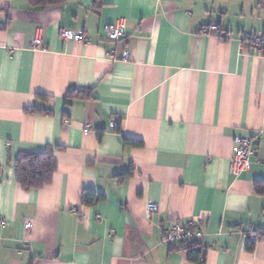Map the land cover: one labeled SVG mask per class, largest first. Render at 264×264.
Segmentation results:
<instances>
[{
  "label": "crops",
  "instance_id": "1",
  "mask_svg": "<svg viewBox=\"0 0 264 264\" xmlns=\"http://www.w3.org/2000/svg\"><path fill=\"white\" fill-rule=\"evenodd\" d=\"M117 19L124 36L107 41ZM212 25L224 41L202 34ZM61 29L88 42H63ZM259 33L264 0H0V264H195L162 240L196 219L198 264H264V57L238 41ZM75 89L92 98L66 105ZM235 137L254 143L237 177ZM57 147L51 183L22 191L16 156ZM82 191L102 201L82 206Z\"/></svg>",
  "mask_w": 264,
  "mask_h": 264
},
{
  "label": "built area",
  "instance_id": "2",
  "mask_svg": "<svg viewBox=\"0 0 264 264\" xmlns=\"http://www.w3.org/2000/svg\"><path fill=\"white\" fill-rule=\"evenodd\" d=\"M124 22L122 19L106 24L103 27V33L107 41L115 42L124 36ZM218 27L212 25L205 28L202 31L203 35H217ZM59 38L63 42H74V43H87L88 40L80 33H75L69 29H61L59 31ZM242 49L252 52L255 55L264 57V33L259 34H243L238 39ZM40 44L39 38H35L32 41L33 48H37ZM106 57L110 60H114L115 56L113 52L106 53ZM128 55L125 54L120 59H127ZM112 124H117L115 119H112ZM84 132L89 131V126H84ZM233 153L229 163V173L232 176H239L241 173L249 170L250 158L253 154L254 143L250 138L235 137L233 139ZM158 209V205L150 203L147 205L148 214H153ZM75 212V211H73ZM7 223L4 221L0 222V227L4 228ZM24 230L31 228L30 223H26L23 226ZM203 237L202 232V220L196 219L186 223H173L164 232L162 242L168 246L176 245L184 241H199ZM249 241L256 242L258 240V234L250 232L246 235Z\"/></svg>",
  "mask_w": 264,
  "mask_h": 264
},
{
  "label": "trees",
  "instance_id": "3",
  "mask_svg": "<svg viewBox=\"0 0 264 264\" xmlns=\"http://www.w3.org/2000/svg\"><path fill=\"white\" fill-rule=\"evenodd\" d=\"M31 6H52L58 5L62 0H27ZM219 34V33H217ZM221 40L224 39L221 35H218ZM47 100V97L37 96ZM92 98L90 89H75L68 91L65 96L66 105H70L71 101L80 100L88 101ZM26 113L32 114H44L45 112L37 108L25 110ZM46 114V113H45ZM115 132L122 135L119 124H116ZM125 146L141 147L142 144L138 141L127 139L122 137ZM61 151V148L57 147L54 151L47 148L43 153L30 154L19 153L16 156L14 169H15V181L22 191L37 190L51 183L52 177L56 171V161L54 159V152ZM131 176V170L117 175L119 181L128 179ZM255 191L264 196V182L255 183ZM102 201V196L96 194L94 191H82L80 196V204L85 207L93 206L94 204ZM254 245L248 243L247 250L252 251ZM172 250L182 249L187 252L188 260L192 263L198 264L202 258L203 247L199 241H184L176 245L170 246Z\"/></svg>",
  "mask_w": 264,
  "mask_h": 264
}]
</instances>
